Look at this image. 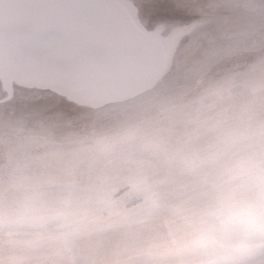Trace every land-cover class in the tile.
<instances>
[{"label": "rangeland", "instance_id": "374dc122", "mask_svg": "<svg viewBox=\"0 0 264 264\" xmlns=\"http://www.w3.org/2000/svg\"><path fill=\"white\" fill-rule=\"evenodd\" d=\"M133 1L201 19L152 89L0 102V264H264V0Z\"/></svg>", "mask_w": 264, "mask_h": 264}, {"label": "water", "instance_id": "95a60500", "mask_svg": "<svg viewBox=\"0 0 264 264\" xmlns=\"http://www.w3.org/2000/svg\"><path fill=\"white\" fill-rule=\"evenodd\" d=\"M41 13L84 21L87 42L46 61L29 39L30 22ZM197 22L163 34L144 25L133 0H0V102L17 86L91 108L136 98L160 81L178 40Z\"/></svg>", "mask_w": 264, "mask_h": 264}, {"label": "snow or ice", "instance_id": "6c2138e0", "mask_svg": "<svg viewBox=\"0 0 264 264\" xmlns=\"http://www.w3.org/2000/svg\"><path fill=\"white\" fill-rule=\"evenodd\" d=\"M30 23L29 39L46 61L67 57L87 42L85 23L76 17L41 13Z\"/></svg>", "mask_w": 264, "mask_h": 264}, {"label": "bare ground", "instance_id": "6f19581e", "mask_svg": "<svg viewBox=\"0 0 264 264\" xmlns=\"http://www.w3.org/2000/svg\"><path fill=\"white\" fill-rule=\"evenodd\" d=\"M204 19V18H203ZM198 20H201V19H198ZM73 103V102H72ZM75 104V103H74Z\"/></svg>", "mask_w": 264, "mask_h": 264}]
</instances>
